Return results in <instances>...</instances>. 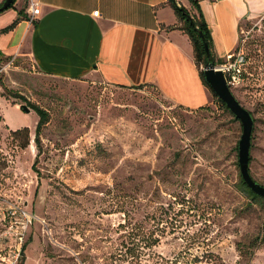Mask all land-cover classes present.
<instances>
[{"label": "rangeland", "instance_id": "374dc122", "mask_svg": "<svg viewBox=\"0 0 264 264\" xmlns=\"http://www.w3.org/2000/svg\"><path fill=\"white\" fill-rule=\"evenodd\" d=\"M240 48L232 91L253 115L249 169L264 185V17ZM0 87V195L40 219L19 264H264V200L239 187L243 125L211 90L209 107L185 108L152 85L48 76L28 54L0 61ZM30 103L49 114L40 143Z\"/></svg>", "mask_w": 264, "mask_h": 264}, {"label": "crops", "instance_id": "0c3cea01", "mask_svg": "<svg viewBox=\"0 0 264 264\" xmlns=\"http://www.w3.org/2000/svg\"><path fill=\"white\" fill-rule=\"evenodd\" d=\"M18 1L0 14V30L18 20L0 33L5 57L28 54L41 73L56 78L99 79L124 88L152 85L177 106L211 105L193 42L169 0H38L40 13L33 20L29 4ZM197 1L216 59L235 53L243 26L264 17V0ZM177 2L197 12L190 0ZM1 100L0 93V105Z\"/></svg>", "mask_w": 264, "mask_h": 264}, {"label": "built area", "instance_id": "2783aa9c", "mask_svg": "<svg viewBox=\"0 0 264 264\" xmlns=\"http://www.w3.org/2000/svg\"><path fill=\"white\" fill-rule=\"evenodd\" d=\"M31 19L40 13L38 0H30ZM99 15V10L94 12ZM240 48V47H239ZM246 57L243 49L233 53L217 66L223 71L230 88L240 86L245 79ZM39 217L29 209L26 202L11 200L0 195V264H19L22 260V249L28 241L32 225Z\"/></svg>", "mask_w": 264, "mask_h": 264}, {"label": "trees", "instance_id": "16d2710c", "mask_svg": "<svg viewBox=\"0 0 264 264\" xmlns=\"http://www.w3.org/2000/svg\"><path fill=\"white\" fill-rule=\"evenodd\" d=\"M3 0L2 2H0V8L2 7V5L4 4ZM192 2V4L195 6V8H197V12L196 13H191V11H189L187 8H185L184 6H181L178 4L177 0H169V2L171 3V5L173 6V8L175 9L177 15L179 16V18L182 21V28L189 34L194 48H195V52H196V56L197 59L199 61L204 62L205 64H207L210 60H214L216 62V64H220L221 63V59H216V57L214 56L213 52H212V48H213V44H212V40L210 37V31L209 28L203 18V14L201 13L199 7H198V1L197 0H190ZM17 2V0L14 1V3L10 6L9 9L13 8L15 3ZM7 9V10H9ZM6 10L0 11V14L4 13ZM24 10L20 11V14H23ZM18 20L13 22L11 25L3 28L0 30V33H4L7 32L9 30H11L12 28L15 27V25L17 24ZM205 43L209 44V47L211 49V55H208L205 49ZM5 55L3 53V51L0 49V61L2 59H4ZM201 76L203 78L204 83L208 86V88L214 93V95L219 99V101L221 102V104L225 107L228 108L226 103L218 97V95L213 91V89L211 88V86L208 84V82L205 79V74H204V70L201 69ZM1 86L5 89V91L7 92L8 89L4 86V84L1 83ZM123 87V86H121ZM140 88V87H139ZM8 93L10 95H12L15 98H23V95L14 92V91H8ZM29 105V104H28ZM30 106L33 110H35L39 116V120L37 122V126L35 129V141L37 143L41 142V134H42V130L43 127L46 125V123L49 120V114L48 112L40 107L37 104L34 103H30ZM24 107V105L22 106ZM209 107V106H207ZM206 108V107H204ZM229 109V108H228ZM28 133L29 132V128L28 127H24V128H20L17 130H14L13 133L15 135H18L20 133ZM251 162V160H250ZM240 190L243 191L244 193H246L251 199L258 201V200H264V196L257 194L244 180L242 174H240ZM261 242H264V231L262 234V238H261ZM26 247V244L24 246V248Z\"/></svg>", "mask_w": 264, "mask_h": 264}, {"label": "water", "instance_id": "95a60500", "mask_svg": "<svg viewBox=\"0 0 264 264\" xmlns=\"http://www.w3.org/2000/svg\"><path fill=\"white\" fill-rule=\"evenodd\" d=\"M15 0H5L0 11L7 10ZM205 49L208 55H211V49L208 43H205ZM205 79L213 91L221 98L232 111L237 119L242 122L243 134L239 142V164L241 174L246 183L259 195L264 196V185L257 182L251 175L249 165L251 160L252 133L254 128V118L250 110L245 108L236 98L232 89L227 83L222 70L217 67L214 60H210L204 69ZM23 109L30 112L31 109L24 105Z\"/></svg>", "mask_w": 264, "mask_h": 264}, {"label": "bare ground", "instance_id": "6f19581e", "mask_svg": "<svg viewBox=\"0 0 264 264\" xmlns=\"http://www.w3.org/2000/svg\"><path fill=\"white\" fill-rule=\"evenodd\" d=\"M204 69H205V68H204ZM204 69H203V70H204Z\"/></svg>", "mask_w": 264, "mask_h": 264}]
</instances>
